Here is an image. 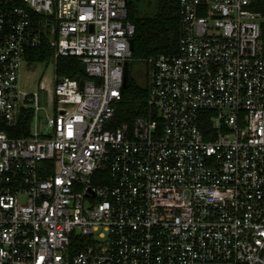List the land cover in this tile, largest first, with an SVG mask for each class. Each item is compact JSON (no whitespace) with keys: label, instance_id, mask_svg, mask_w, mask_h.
<instances>
[{"label":"built area","instance_id":"2783aa9c","mask_svg":"<svg viewBox=\"0 0 264 264\" xmlns=\"http://www.w3.org/2000/svg\"><path fill=\"white\" fill-rule=\"evenodd\" d=\"M129 2L0 0V264H264V18L179 0L176 52L135 61ZM43 42L86 76L42 77L45 105ZM129 62L146 114L116 126Z\"/></svg>","mask_w":264,"mask_h":264},{"label":"trees","instance_id":"16d2710c","mask_svg":"<svg viewBox=\"0 0 264 264\" xmlns=\"http://www.w3.org/2000/svg\"><path fill=\"white\" fill-rule=\"evenodd\" d=\"M143 0H133L128 4V19L135 26L133 36V60H143L160 54H173L177 50L180 38L179 0H157L156 12L152 17H138L135 5ZM252 10L264 18V0H251ZM262 41L264 45V22ZM54 51L46 42L37 48L30 49L26 59L30 63H48L53 58ZM79 62L73 57H61L57 60L54 72L56 76H66L77 80H85L86 76L80 71ZM147 88L138 83L129 74L127 68L126 83L122 88V99L116 106L114 124H131L138 117L146 114ZM31 111H23L19 119L20 130L11 133L19 136L27 133ZM23 131V132H22Z\"/></svg>","mask_w":264,"mask_h":264},{"label":"rangeland","instance_id":"374dc122","mask_svg":"<svg viewBox=\"0 0 264 264\" xmlns=\"http://www.w3.org/2000/svg\"><path fill=\"white\" fill-rule=\"evenodd\" d=\"M133 0H130L132 2ZM157 0H143L139 4L135 5L137 10L138 17H152L157 8ZM128 71L131 77H133L138 83L144 85V80L146 79L147 72L146 68L137 62H129L128 63ZM22 81H20V85L26 91H38L41 98V104L45 105V92L40 91L39 88V80L43 81L44 79L50 82V85L53 86L55 72L54 66L52 63H38L34 64L31 68H22Z\"/></svg>","mask_w":264,"mask_h":264},{"label":"water","instance_id":"95a60500","mask_svg":"<svg viewBox=\"0 0 264 264\" xmlns=\"http://www.w3.org/2000/svg\"><path fill=\"white\" fill-rule=\"evenodd\" d=\"M130 49H131V51L133 50V40L130 41ZM79 67H80V71L82 73H84V71H85L84 64L81 63ZM126 78H127V67H125V72H124V85L126 83ZM82 84H83V82H80L81 87H82Z\"/></svg>","mask_w":264,"mask_h":264}]
</instances>
